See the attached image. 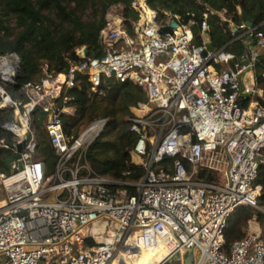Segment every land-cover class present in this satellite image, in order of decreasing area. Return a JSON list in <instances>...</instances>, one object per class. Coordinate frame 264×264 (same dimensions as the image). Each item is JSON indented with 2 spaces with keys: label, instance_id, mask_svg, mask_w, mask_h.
I'll use <instances>...</instances> for the list:
<instances>
[{
  "label": "built area",
  "instance_id": "built-area-1",
  "mask_svg": "<svg viewBox=\"0 0 264 264\" xmlns=\"http://www.w3.org/2000/svg\"><path fill=\"white\" fill-rule=\"evenodd\" d=\"M187 1L202 5L201 20L194 12L188 21L160 15L148 0H132L138 19L131 30L124 6L111 5L99 36L102 56L86 57L78 47L63 72L44 60L39 79L16 94L8 85L16 84L20 57L0 54V116L10 115L0 128L12 134L0 137V149L15 155L9 172L0 171V264H112L130 248L162 249L156 264H185L190 249L194 264H264L256 222L229 246L224 236L235 210L259 208L262 193L264 83L256 66L264 63V32L236 22L227 8ZM211 19L231 36L209 50ZM175 21L172 33H161ZM238 43L240 52L229 49ZM82 79L98 95L111 80L144 90L146 101L128 118L137 136L132 163L145 168L137 180L98 174L86 157L108 118H96L73 140L66 134L63 116L77 113L70 90ZM36 111L57 156L50 175L36 158Z\"/></svg>",
  "mask_w": 264,
  "mask_h": 264
},
{
  "label": "trees",
  "instance_id": "trees-1",
  "mask_svg": "<svg viewBox=\"0 0 264 264\" xmlns=\"http://www.w3.org/2000/svg\"><path fill=\"white\" fill-rule=\"evenodd\" d=\"M132 0H0V54L17 53L20 67L16 76V84L8 85L12 94L24 83L40 77L42 61H48L56 72L67 68L66 56L78 59L75 49L88 46L91 57H100L105 52L100 43V32L106 26V13L110 5L121 3L124 6L126 23L131 30L130 20L138 19V12L131 8ZM212 7L227 8L233 13L236 22L247 20L258 25L264 32V0H203ZM98 9L93 12L89 21L82 14L90 4ZM240 5L242 13L238 14ZM148 6L163 15L171 12L180 15L185 21L190 19L188 13L194 12L201 20L202 5L187 0H148ZM54 16V17H53ZM10 18L15 20L11 25ZM211 44L221 47L230 39V33L224 32L218 19H211ZM200 28L194 27L195 42L201 43ZM240 52L241 43L229 48ZM264 63L261 58L257 62L256 75L260 83H264L262 72ZM105 95H98L90 89V83L82 79L81 88H73L77 106L75 116H63L66 134L73 140L82 127L96 118H108L109 121L102 133L89 145L86 157L92 169L101 175L115 179L137 180L145 168L132 163V150L137 136L131 131L129 117L132 107L146 101V94L141 86L132 82L111 80ZM10 115L0 116V123ZM44 115L40 111L35 114V130L37 133L36 158L46 165L47 174L53 173L56 164V153L48 142L44 130ZM0 137L12 139V134L0 128ZM15 155L11 151L0 149V171L9 172L10 162ZM257 183L262 186L258 200L259 208H264V165L261 166ZM254 217L262 226L264 239V211L251 206L242 205L231 215L225 229V242L229 246L233 241L246 236L245 228Z\"/></svg>",
  "mask_w": 264,
  "mask_h": 264
},
{
  "label": "bare ground",
  "instance_id": "bare-ground-1",
  "mask_svg": "<svg viewBox=\"0 0 264 264\" xmlns=\"http://www.w3.org/2000/svg\"><path fill=\"white\" fill-rule=\"evenodd\" d=\"M146 3V0H142ZM63 78V76H61ZM129 252L122 251L112 264H156L165 255L162 249L142 250L138 248H130ZM133 249V250H132Z\"/></svg>",
  "mask_w": 264,
  "mask_h": 264
},
{
  "label": "water",
  "instance_id": "water-1",
  "mask_svg": "<svg viewBox=\"0 0 264 264\" xmlns=\"http://www.w3.org/2000/svg\"><path fill=\"white\" fill-rule=\"evenodd\" d=\"M247 25L249 26H252L253 23L250 22V21H247L245 20ZM179 26L178 22H173L171 26H167V27H162L161 28V33H172V28H177ZM208 49L209 50H212L213 49V46H208ZM80 54L84 55V56H89L90 55V52H89V47L88 46H84L83 49L81 50ZM236 60H231L230 63H231V66L232 68L234 69V64H235ZM247 63V62H245ZM18 150L21 151L22 150V145H19L18 146ZM18 157V156H17ZM185 264H194V256H193V250L190 249L188 250L187 254H186V257H185Z\"/></svg>",
  "mask_w": 264,
  "mask_h": 264
},
{
  "label": "rangeland",
  "instance_id": "rangeland-1",
  "mask_svg": "<svg viewBox=\"0 0 264 264\" xmlns=\"http://www.w3.org/2000/svg\"><path fill=\"white\" fill-rule=\"evenodd\" d=\"M102 1H107V0H102ZM97 4H98L97 7H95V6L92 5V4H90L88 7H86L84 13L82 14L84 20H86V21L91 20V19L93 18V12H94L95 9H98V10H99V13H100L101 5H100L99 3H97ZM110 6H111V5H110ZM53 17H54V16H53ZM10 23H11V25H14V24H15V20H14L13 18H10ZM226 67H227V65H226ZM82 128H84V127H82ZM202 175L206 177L207 173H206V172H203ZM211 175H212V173L210 172V177H211ZM212 176H213V175H212ZM1 191H2V190H1ZM1 193H2V192H1ZM253 208H254V207H253ZM257 209H261L262 211H264V208H257ZM250 222H251L253 225H256V226L259 225V226L261 227V230H262V226H261L260 222H258V220H257L256 217H254L252 220H250V221L248 222V225H247V227L245 228V232H246V233H248V229H249ZM255 222H256L258 225L255 224ZM168 264H179V263L176 262V261H174V260H172V261H170Z\"/></svg>",
  "mask_w": 264,
  "mask_h": 264
},
{
  "label": "crops",
  "instance_id": "crops-1",
  "mask_svg": "<svg viewBox=\"0 0 264 264\" xmlns=\"http://www.w3.org/2000/svg\"><path fill=\"white\" fill-rule=\"evenodd\" d=\"M138 160V159H137Z\"/></svg>",
  "mask_w": 264,
  "mask_h": 264
}]
</instances>
